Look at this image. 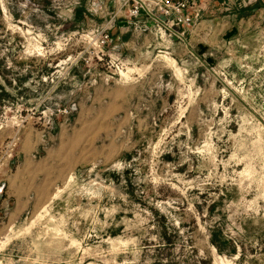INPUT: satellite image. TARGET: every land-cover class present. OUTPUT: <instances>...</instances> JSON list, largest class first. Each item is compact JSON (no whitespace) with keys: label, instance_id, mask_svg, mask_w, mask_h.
<instances>
[{"label":"rangeland","instance_id":"obj_1","mask_svg":"<svg viewBox=\"0 0 264 264\" xmlns=\"http://www.w3.org/2000/svg\"><path fill=\"white\" fill-rule=\"evenodd\" d=\"M124 1L0 0V264H264V0Z\"/></svg>","mask_w":264,"mask_h":264},{"label":"built area","instance_id":"obj_2","mask_svg":"<svg viewBox=\"0 0 264 264\" xmlns=\"http://www.w3.org/2000/svg\"><path fill=\"white\" fill-rule=\"evenodd\" d=\"M202 0H125L128 6V17L138 19L144 17L155 24L160 31L174 33L172 28L187 27L193 23L197 14L194 10ZM108 36L101 32L100 44H104ZM1 189V188H0Z\"/></svg>","mask_w":264,"mask_h":264}]
</instances>
